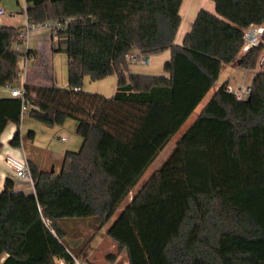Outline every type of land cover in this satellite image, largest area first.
<instances>
[{
	"label": "trees",
	"instance_id": "1",
	"mask_svg": "<svg viewBox=\"0 0 264 264\" xmlns=\"http://www.w3.org/2000/svg\"><path fill=\"white\" fill-rule=\"evenodd\" d=\"M212 1L215 14L200 10L176 45L182 0H24L27 25L59 23L54 49L68 59L66 88L23 86L28 116L46 127L74 120L82 145L64 153L56 172L28 161L33 192L5 179L0 264H75L86 244L67 246L63 220L105 225L222 69L235 61L255 68L264 31L238 55L244 32L264 27V0ZM23 32L0 26V87L19 78L23 54L15 45ZM165 50L168 77L128 72L127 53ZM110 75L118 78L111 97L83 91L85 76ZM249 86L247 102L220 85L109 227L128 264H264V69ZM22 106L20 98L0 99V137L16 125L9 144L18 149Z\"/></svg>",
	"mask_w": 264,
	"mask_h": 264
},
{
	"label": "rangeland",
	"instance_id": "2",
	"mask_svg": "<svg viewBox=\"0 0 264 264\" xmlns=\"http://www.w3.org/2000/svg\"><path fill=\"white\" fill-rule=\"evenodd\" d=\"M18 2L19 3H17L16 0H4L0 4L4 12V14L0 16V21H5L13 27H17L20 25V23H22V25L25 24V15L22 12V9L24 8V0H18ZM24 38L25 35L24 37H21V40H24ZM23 45L25 46V44ZM58 45L59 43L57 41L54 45V48L58 47ZM31 54L32 52L28 53V55ZM240 55L241 53L238 55V57H240ZM263 56L264 44L254 69L248 70L246 72L240 71L239 73L234 74L231 73L232 71L228 69V66H225L220 73L218 82L221 84L224 81H229L231 87L234 90L246 88L248 85H250L256 72L260 71L258 61ZM40 58L41 61H34L32 66H28L25 74V83L40 84L47 81V78L52 76L54 81H56L55 85L61 88H66L68 85V59L66 54L64 52L49 51L48 54L41 52ZM28 59L30 60V57ZM130 65L136 66L134 68L139 69L147 67L146 64ZM139 73L145 74L146 72ZM152 75L160 76L163 74ZM106 78L92 81L88 76H85L82 80L83 91L87 93L100 94L105 97H111L114 93L111 90V86L105 87V89L99 87L102 83L107 82ZM15 86L19 87L20 84L17 82ZM97 91L106 92L102 94L101 92ZM212 93L213 89L208 94ZM75 128L76 122L72 119L67 120L66 123L60 127H46L36 120L30 118L28 115L23 116L19 130L22 140V149L26 158L45 171H50L51 168H53V172H56L61 165V160L64 153L66 151H78L82 145V139L75 133ZM29 131L34 133L32 140L27 139V134ZM176 139L177 135L166 145L164 150L159 153L158 157L145 172L139 183L130 192L125 201L105 225L99 227L98 222L90 218H74L63 220L62 226L67 233L64 237V242L67 244V246L72 251H76L77 248H75V245L81 246L86 244L83 253L77 258L75 264H91L90 262L93 264H109L106 257L110 254H114V256L117 257L115 264H127L125 254L118 249L117 244L107 235V231L115 219L123 211L126 204L131 200L136 191L160 167L164 159L174 147ZM15 181L18 183L20 179H15ZM27 187L28 185L22 186L23 189H26ZM88 260L90 262H88Z\"/></svg>",
	"mask_w": 264,
	"mask_h": 264
},
{
	"label": "crops",
	"instance_id": "3",
	"mask_svg": "<svg viewBox=\"0 0 264 264\" xmlns=\"http://www.w3.org/2000/svg\"><path fill=\"white\" fill-rule=\"evenodd\" d=\"M16 2L19 3L18 1H16ZM0 8H1V6H0ZM200 10H205L211 14H215V5H214L212 0H182L180 8H179L180 25H179V28L177 30V33H176L175 39H174V43L176 45L182 44L184 36L187 33H189V31L191 30L192 25L196 19V16ZM0 26L13 27L12 25L6 23L5 21H0ZM25 26H26V18H25V24L22 25V23H20V25H18L17 27H24V30H25ZM17 27H15V28H17ZM256 28H257L256 26H251L249 29H256ZM23 37H24V34H23ZM57 41H59L58 37L53 35L50 31L38 30V31L28 32V34L25 36L24 40L22 39L21 42H19L17 45H15V46H18L20 53H24L23 54L24 56L21 57L22 61H20L21 73L19 74L18 80L15 82V84L18 82L20 84V86L16 87L14 84L12 87H0V99L10 98L11 97V95H10V89L11 88H21L26 84L25 83V74H26V70L28 69V66H32L34 61H39V60L41 61V58H40L41 52L44 54H48L49 51L57 52L54 49V45ZM23 42H25V43H23ZM23 44H25V46ZM242 51L243 52H241L240 56H242V54H244L246 52V50H244V49H242ZM29 52H32V54L28 55ZM134 52H136V51H134ZM29 57H30V60L28 59ZM35 57H37V58H35ZM147 59H148V63L146 64L147 67H143L140 69L134 68L136 66H133V65H130L127 63L128 64V72L131 74H140V75H149V76H158V75H152V74H163L160 76L168 77V74H166L164 72V65L167 62H169L171 59V51L170 50H165L159 54L149 56V57H147ZM227 66L229 67L228 69H230L232 71L231 73H234V74H237L240 71H243V72L248 71V70H243V69L239 68L238 61H235V62H233ZM139 72H146V73L142 74ZM106 81L107 82L102 83L99 87L102 89H105V87L111 86L112 92L115 93V90L117 88V83H118L117 76L116 75H110L106 78ZM223 83H227L228 87L232 88L229 81H224ZM223 83H221V84H223ZM52 84H56V81H54L52 76H50V78H47V81H45L43 83H40V84L31 83L28 85L49 87ZM221 84L217 80V82L215 83V85L212 88L213 93L220 87ZM97 92H101L102 94H104V92H106V91H97ZM208 93L205 95V97L203 98L201 103L197 106V108L194 110V112L189 116V118L186 120V122L183 124V126L179 129V131L170 139V141H171L177 135V139L175 140L174 147H175L176 143L178 142V140L180 139L181 135L193 123V121L196 119V117L201 112L203 107L206 105V103L212 97L213 93L212 94H208ZM15 131H16V125L9 124L0 137V140L2 143V149L0 151V191L3 188V184H4L5 179L11 175L10 166L4 160L5 156L7 154H10V155H13L15 157H18L19 153H20L18 148H13L9 144V142H10L11 138L13 137ZM171 151L169 152V154L171 153ZM28 161H30V160H28ZM30 163H32V161H30ZM32 164H34V163H32ZM18 185H20L22 187V186H25L27 184L20 180L18 182ZM24 191H25V193H30L29 187L24 189ZM78 247H79L78 245H75V248H78ZM110 255H114V254H110ZM110 255H108L106 257V259L108 260L109 264H115L117 261V257H116V259L109 260L108 257ZM1 261H2V259L0 260V262ZM88 262H90V261L88 260ZM90 263L93 264L92 262H90ZM127 264H128V262H127Z\"/></svg>",
	"mask_w": 264,
	"mask_h": 264
},
{
	"label": "built area",
	"instance_id": "4",
	"mask_svg": "<svg viewBox=\"0 0 264 264\" xmlns=\"http://www.w3.org/2000/svg\"><path fill=\"white\" fill-rule=\"evenodd\" d=\"M25 8V4H24ZM4 12L2 8H0V16L3 15ZM66 23V22H64ZM59 27V23L55 21L45 22L43 24L39 25H27L25 26L24 35L26 36L28 32L30 31H38V30H47L50 31L52 34H54V31ZM264 31V27H257L256 29H248L244 32V50H248L252 47H255L259 44L261 34ZM56 36V35H55ZM16 49L19 51L18 46H16ZM126 61L128 64H147L148 59L142 55H140L138 52H129L125 55ZM258 64L260 66V71L264 69V56L261 57L258 61ZM250 86H247L246 88H240L237 90H234L230 87L227 88L228 93L234 94V96L238 100H245L249 94ZM10 95L14 98H20L22 100L23 106H22V116L28 115V105L27 100L25 99V91L24 88H11L10 89ZM19 156L15 157L13 155L7 154L4 158L5 162L9 164L11 169V175L9 176L12 179H20L21 181L25 182L30 192H33V181L31 178L28 160L25 156V153L23 149H19ZM59 264H62L59 262Z\"/></svg>",
	"mask_w": 264,
	"mask_h": 264
},
{
	"label": "water",
	"instance_id": "5",
	"mask_svg": "<svg viewBox=\"0 0 264 264\" xmlns=\"http://www.w3.org/2000/svg\"><path fill=\"white\" fill-rule=\"evenodd\" d=\"M250 100V97L249 96H247V98L245 99V101H249ZM50 172L52 173L53 172V168H51V170H50Z\"/></svg>",
	"mask_w": 264,
	"mask_h": 264
}]
</instances>
